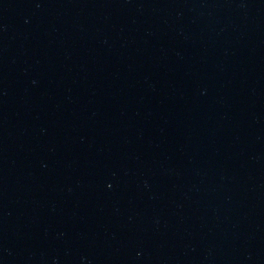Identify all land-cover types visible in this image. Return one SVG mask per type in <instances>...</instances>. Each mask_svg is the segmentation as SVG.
Instances as JSON below:
<instances>
[{
	"label": "water",
	"instance_id": "obj_1",
	"mask_svg": "<svg viewBox=\"0 0 264 264\" xmlns=\"http://www.w3.org/2000/svg\"><path fill=\"white\" fill-rule=\"evenodd\" d=\"M28 264H264V0H62Z\"/></svg>",
	"mask_w": 264,
	"mask_h": 264
}]
</instances>
